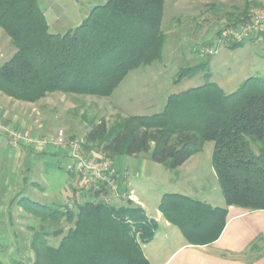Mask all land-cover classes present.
<instances>
[{"label":"trees","instance_id":"16d2710c","mask_svg":"<svg viewBox=\"0 0 264 264\" xmlns=\"http://www.w3.org/2000/svg\"><path fill=\"white\" fill-rule=\"evenodd\" d=\"M243 2L227 14V23L246 20L251 5L262 7L257 0ZM164 6L165 0H107L60 35L49 32L38 0H0V29L15 48L0 66V94L26 104L54 93L110 97L130 72L161 61ZM209 60L179 69L175 84L200 72L205 81L169 95L160 113L117 116L109 126L99 122L84 140L92 155L99 150L111 161L145 155L169 171L212 143L211 166L225 207L178 193L163 194L158 204L162 217L190 246L218 240L227 207L264 212V78H247L227 94L209 81ZM105 186L92 197L107 194ZM18 204L34 221L26 226L31 264H150L142 246L154 239L158 224L130 201L117 208L90 199L74 200L71 207L29 198Z\"/></svg>","mask_w":264,"mask_h":264},{"label":"rangeland","instance_id":"374dc122","mask_svg":"<svg viewBox=\"0 0 264 264\" xmlns=\"http://www.w3.org/2000/svg\"><path fill=\"white\" fill-rule=\"evenodd\" d=\"M106 1L38 0V5L45 15L49 32L62 35L67 30L77 27L93 7ZM257 2L262 5L261 8L251 5L248 8L246 20L240 19L235 24H231L227 23L226 16L235 9L242 8L243 0H165L161 28L166 35V40L160 62L130 72L108 98L54 93L35 104H26L0 94V124H6L9 121V125H6L11 126L10 122L13 120L12 127L41 138L53 137L58 130H62L66 139L82 140L85 144V136L93 125L104 122L109 126L117 116L158 114L163 110L168 95L202 85L205 81V72H200L195 77L184 79L176 84L173 82L180 68L195 65L208 57L210 58L207 69L210 73L209 81L218 85L227 94L234 92L247 78H264V36L261 35L264 33V0H257ZM255 18L258 19L256 23H254ZM243 27L245 32L239 40L233 39L232 36H223L224 31L235 29L241 33L240 28ZM218 32H221L220 36H217ZM229 42H245V45L232 50L226 46ZM14 52L15 48L11 45L9 38L0 29V66L8 61ZM21 124H24L23 127L20 126ZM212 146V143H206L203 150L198 153L199 163L195 165L198 171L192 174L198 175L201 167L206 166L209 159L211 162ZM31 150L34 153H45L40 157L34 156L27 159L25 164L27 168H32L36 163L41 162L61 163L59 158L63 154L50 147L43 151H37L31 147ZM85 153L91 154L87 150ZM93 153L105 157L99 150H93ZM46 155L50 157L41 158ZM138 157L147 158L145 155ZM124 158L129 162L133 160ZM117 159L113 161L108 159L113 170V181L111 187L109 186L111 189L108 186L104 187L107 189V194L101 193L99 197H92L93 192L83 186L79 176L74 174L72 177L69 176L73 184V197L69 204L74 200L83 202L90 199L103 201L117 208L130 201L142 208L136 195L140 201L152 207L159 203L160 194L173 191L170 190L173 186L169 180L174 179L175 176L164 167L158 166L150 173L149 169L142 172V166L137 164L134 169L131 167L123 169L116 163ZM193 169L188 171L191 172ZM186 172L180 175L181 179L188 174ZM121 174L124 180L126 177L132 179L134 192L121 184ZM27 179H35L41 183L36 173L33 176L28 174ZM202 183L206 190L199 195L200 197H206L209 192L213 194L215 190L219 194L218 181L215 183L211 178H206L202 180ZM175 187L180 191L186 188L184 183L177 184ZM189 191L188 189L187 193L190 194ZM35 192L29 196L31 200L43 205L53 204L50 197L38 196V192ZM21 216L26 218L25 226L34 223L28 214L21 213ZM58 238L60 236L52 239V244H57ZM252 246L250 252L260 251L258 243Z\"/></svg>","mask_w":264,"mask_h":264},{"label":"crops","instance_id":"0c3cea01","mask_svg":"<svg viewBox=\"0 0 264 264\" xmlns=\"http://www.w3.org/2000/svg\"><path fill=\"white\" fill-rule=\"evenodd\" d=\"M6 124L9 125V121ZM15 125H17L16 122ZM23 125L20 126L23 127ZM43 153H34L30 147L21 145L17 148L10 146L6 135L0 131L1 264H23V262L31 264L33 261L30 233L28 234L26 230L24 222L26 218L21 216V213L24 215L26 213L18 204L21 199L29 198L37 191L38 196H48L54 204L66 205L73 197V184L66 171L68 160L64 155L59 158L61 163L41 162L36 163L32 168L26 167L27 159L34 156L40 157ZM198 155L192 156L175 171H170L175 177L169 180L173 186L170 188L173 191L169 193L182 194L192 199L198 198L196 200L206 202L211 207L224 208L225 203L220 190L219 194L215 190L213 194L209 192L206 197L199 196L206 190L202 180L211 178L217 183V179L210 159L206 166L201 167L198 175L192 174L198 171V167L195 166L199 163ZM43 157L48 156H41V158ZM51 158L57 161V159ZM127 158L133 160L129 162V160H124V157H118L116 163L123 169L130 167L134 169L136 164L141 165L142 172L149 169V173L161 166L150 162L147 158L143 159L138 156ZM147 163L153 165L148 166ZM191 169L193 170L189 172L188 170ZM183 172L188 174L181 179L180 175ZM35 173L39 176L41 183L35 179H27L28 174L33 176ZM122 175H120L121 184L134 192L132 179L126 177L124 180ZM188 178L190 179L188 180ZM180 183H184L186 187L183 188V191L175 187ZM188 189L190 194L187 193ZM163 194L165 193L160 194L159 197L161 198ZM135 197L141 203L147 217L158 224L154 239L142 246L143 254L150 264H264V212H248L236 207H227L226 225L218 240L207 246H190L185 242L181 232L162 217L158 211L159 203L150 207L140 201L136 195ZM255 243H258L260 247L258 253L249 251Z\"/></svg>","mask_w":264,"mask_h":264},{"label":"built area","instance_id":"2783aa9c","mask_svg":"<svg viewBox=\"0 0 264 264\" xmlns=\"http://www.w3.org/2000/svg\"><path fill=\"white\" fill-rule=\"evenodd\" d=\"M256 22H258L257 18H255L254 23ZM240 30H242L241 33L237 29L224 31L223 36L228 35L232 36L233 39L236 38L239 40L243 32H245L244 27L240 28ZM0 131L6 135L9 145L14 148L21 145L24 147H33L37 151H43L50 147L56 152H61L68 160L66 165L67 172L79 176L83 186L88 191H98L102 185L111 187L113 170L108 158L86 154L82 140L66 139L62 130H58L55 136L46 138L31 135L4 124H0ZM72 204L73 202L69 204V207Z\"/></svg>","mask_w":264,"mask_h":264}]
</instances>
